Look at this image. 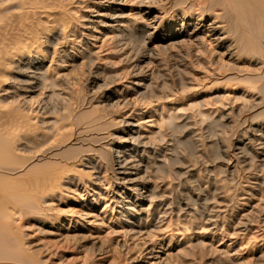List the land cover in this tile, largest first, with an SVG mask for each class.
<instances>
[{
    "label": "rangeland",
    "instance_id": "374dc122",
    "mask_svg": "<svg viewBox=\"0 0 264 264\" xmlns=\"http://www.w3.org/2000/svg\"><path fill=\"white\" fill-rule=\"evenodd\" d=\"M8 1L2 40L46 26L53 33L40 34L44 62L0 68V134L25 141H6L14 159L5 166L20 164L24 179L38 166H61L64 178L60 190L19 205L15 227L27 254L4 239L3 252L19 259L0 263L264 264V61L244 50L231 57L203 37L177 44L169 33L161 41L163 28L146 35L157 20L142 17L133 0L119 9L98 0ZM148 3L167 21L175 13L176 0ZM181 14L176 29L192 30L198 11L189 27ZM125 140L134 142L128 158L138 166L129 169L138 171L130 186L114 160Z\"/></svg>",
    "mask_w": 264,
    "mask_h": 264
},
{
    "label": "bare ground",
    "instance_id": "6f19581e",
    "mask_svg": "<svg viewBox=\"0 0 264 264\" xmlns=\"http://www.w3.org/2000/svg\"><path fill=\"white\" fill-rule=\"evenodd\" d=\"M4 1L6 0H0V21L4 23L5 19L7 20V16L5 15V11L6 10H10L13 6L10 5L8 6L6 9L3 8L2 4L4 3ZM8 1V0H7ZM10 1V0H9ZM8 1V3H9ZM51 1V0H50ZM96 1V0H95ZM124 0H98L96 1L97 5H99V7H112L113 9H119L122 6ZM134 2H138L139 5L141 6L140 9V15H142V17L144 18H148V17H152L155 20H157V23L155 25L149 24L146 26L147 29V33L146 35L152 34L158 30H161L162 28L165 30V35L163 36V38H161V41H166L167 40V35L170 34L171 36V40L173 42H177V44H179V42H183L185 40V36L190 37L194 40H201V38H205L204 41H206L207 39L209 40H213L216 42V44H218L221 47H226L227 51H229V53L231 54V57H233L234 55H236V53L239 50H244L242 51L245 52H251L252 54L257 56V60L258 62L264 61V0H176V7H175V13L173 16H171L170 20L167 21V18L165 15H163L162 13L155 11L154 7L149 4L148 2L151 0H133ZM58 2V1H55ZM7 3V2H6ZM28 3H30L28 1ZM111 3V4H110ZM162 4V3H161ZM51 5V4H50ZM82 5V4H81ZM83 6V5H82ZM18 9V8H17ZM22 9V8H21ZM19 10L18 14H13L15 16H19V13L22 14L20 11L23 10ZM108 9V8H107ZM217 9H220V12L215 13V16H213L212 18H208L209 15H211L214 11H216ZM14 10V8H13ZM26 11V10H25ZM75 11V10H74ZM198 11V18L197 20L194 22V27L192 28V30L186 31L184 29H176V27L174 26V17L177 16L178 14L180 15V13H182V25L184 26H190L192 25V16L193 14ZM16 9H15V13H16ZM13 13V11H12ZM33 13V12H32ZM101 13V12H100ZM103 13V12H102ZM6 14L8 15V13L6 12ZM11 14V13H9ZM25 14V13H24ZM105 14V12H104ZM12 15V14H11ZM10 15V16H11ZM27 15V14H26ZM33 17L34 15L31 14ZM45 15V14H44ZM48 15V14H47ZM99 15V14H98ZM8 15V17H10ZM21 16V15H20ZM24 16V15H22ZM21 16V17H22ZM28 16V15H27ZM114 16V15H113ZM12 17V16H11ZM10 17V20H12ZM14 17V16H13ZM26 17V16H24ZM23 17V18H24ZM17 18V17H15ZM15 18L13 19L14 21H17V19L15 20ZM47 18V17H46ZM53 18V16H51V19ZM22 19V18H21ZM28 19V18H26ZM30 19V18H29ZM77 19V18H76ZM20 20V18H19ZM18 20V21H19ZM44 20V19H43ZM79 20V19H78ZM9 21V20H8ZM23 21V20H22ZM91 21H94V19H91ZM143 21V20H142ZM47 22V21H46ZM72 22V20H71ZM145 22V21H144ZM5 23H7L5 21ZM9 23V22H8ZM12 23V21H11ZM17 24V23H16ZM15 24V25H16ZM23 24V23H22ZM29 24V23H28ZM64 24V23H63ZM67 24V22H66ZM71 24V23H69ZM3 25V24H2ZM11 25V24H10ZM120 25H126L125 22H121ZM5 26H7V24H5ZM13 26V25H12ZM21 26V25H20ZM44 26V25H43ZM57 26V25H56ZM63 26V25H62ZM65 26V25H64ZM10 27V26H9ZM27 27V26H26ZM161 27V28H160ZM29 28V27H28ZM42 28V27H41ZM52 28V27H51ZM69 28V27H68ZM15 29V28H14ZM27 29V28H26ZM2 30V29H1ZM33 30V29H32ZM35 30V29H34ZM58 30V29H57ZM62 31V29H60ZM10 31V30H9ZM13 31V30H12ZM25 31V30H24ZM30 32V30L26 31ZM52 30L48 29L47 26L43 29V31H41L42 35L44 34V36H49L51 34ZM60 32V31H59ZM25 33V34H26ZM41 33H38L35 31V33L32 31V34L30 32V34L28 33L27 36H25V38H20L18 42H13L11 41V43L9 42L11 39H13L14 37H12L11 39L7 41L6 39L2 40L1 39V45L0 46H5L4 42H6V47L5 48H1L0 52L2 53L1 55H3L0 59V68H4L7 67V65L9 64H13L16 63V61L18 60L23 61V60H28L29 58L35 57L39 62L38 63H42L45 61L46 57H44V52H42L41 49V45H40V37H41ZM53 33V32H52ZM74 33V32H73ZM2 34V33H1ZM24 34V35H25ZM1 36V35H0ZM6 36V35H5ZM4 37V36H2ZM9 37V36H6ZM10 38V37H9ZM202 38V39H203ZM43 39V38H42ZM188 39V38H186ZM44 40V39H43ZM4 41V42H3ZM212 41V42H213ZM199 42V41H198ZM16 43H18V45H15ZM206 43V42H205ZM14 44V46H13ZM47 44V43H46ZM203 44V43H202ZM161 45V44H160ZM127 47V46H126ZM155 47V46H154ZM190 47V46H188ZM184 49V48H183ZM214 49V48H213ZM3 50V51H2ZM44 50V49H43ZM213 51V50H212ZM200 53V52H199ZM218 53V52H217ZM227 53V52H226ZM240 53V52H239ZM239 53H237L239 55ZM241 53V55H242ZM246 53V52H245ZM224 54V53H223ZM225 55V54H224ZM250 55V54H249ZM253 56V57H256ZM243 57V56H242ZM54 58V57H53ZM35 59V60H36ZM163 59V57H162ZM255 59V58H254ZM234 61V60H233ZM257 62V63H258ZM31 64V63H30ZM233 64V63H232ZM262 65L264 63H261ZM50 65V64H49ZM260 65V67L262 66ZM11 66V65H10ZM12 67V66H11ZM36 67V66H35ZM163 68V67H162ZM236 68V67H235ZM8 69V68H7ZM30 69V68H29ZM262 69V68H261ZM214 70V69H213ZM31 71V70H30ZM35 71V70H34ZM5 72V71H4ZM26 72V70H25ZM254 72V71H253ZM35 73V72H34ZM33 73V75H34ZM216 73V72H215ZM220 73V72H219ZM32 75V74H31ZM48 75V74H47ZM1 76V75H0ZM35 76V75H34ZM247 77V76H246ZM255 77V76H254ZM258 77V76H257ZM264 77V75H263ZM35 78V77H34ZM45 78V77H44ZM244 78V77H243ZM253 78V77H252ZM261 78V77H258ZM257 79V78H256ZM6 80V79H5ZM8 80V79H7ZM237 81V79H236ZM32 82V81H31ZM240 82V81H239ZM3 83V82H2ZM24 83V82H23ZM28 83V82H27ZM30 83V81H29ZM48 83V82H47ZM249 83V82H248ZM31 84V83H30ZM253 84V83H252ZM259 84V83H258ZM2 85V84H1ZM251 85V84H250ZM264 86V85H263ZM33 87V86H32ZM44 87V86H43ZM253 86H250V88ZM255 88V87H254ZM259 88V87H258ZM251 90V89H250ZM253 90V88H252ZM258 92V91H257ZM22 100V99H21ZM27 100V99H26ZM261 101V100H260ZM22 103V102H21ZM259 105V104H258ZM2 109V107L0 106V110ZM3 109H5V107H3ZM2 109V110H3ZM2 112H0L1 114ZM12 113V112H11ZM3 115V114H2ZM8 115V114H7ZM6 115V116H7ZM12 115V114H11ZM26 116V115H25ZM16 118V117H15ZM20 118V117H19ZM21 118H23V116L21 115ZM20 118V119H21ZM33 120V119H32ZM20 121V120H19ZM23 121V120H22ZM29 121V120H28ZM27 121V122H28ZM34 121V120H33ZM262 121V120H261ZM25 121V123H27ZM46 122V121H45ZM134 122V121H133ZM142 122V121H141ZM23 123V122H22ZM21 123V124H22ZM95 123V122H94ZM3 124V123H2ZM32 124V123H31ZM132 124V123H131ZM134 126H137V124H133ZM17 125H15L14 127H16ZM19 126V125H18ZM4 127V125H3ZM33 127V126H32ZM19 128V127H18ZM16 128V129H18ZM32 129V128H31ZM259 129V128H258ZM5 130V128H4ZM14 129H12L13 131ZM19 130V129H18ZM28 130V129H27ZM26 130V131H27ZM30 130V128H29ZM28 130V132H29ZM139 130V129H138ZM3 131V128H2ZM17 131V130H15ZM14 131V132H15ZM137 131V130H136ZM263 131V130H262ZM6 132V131H5ZM13 132V133H14ZM19 132V131H18ZM4 133V132H3ZM26 133V132H25ZM262 133V132H261ZM19 134V133H18ZM140 134V133H139ZM138 134V135H139ZM24 135V134H23ZM26 135V134H25ZM28 135V134H27ZM32 135V134H31ZM260 135V133H259ZM263 135V134H262ZM132 136V135H131ZM143 136V135H142ZM261 136V135H260ZM264 136V135H263ZM262 136V137H263ZM23 137V136H22ZM20 137L19 135H17V133L12 134V132L10 134H0V262L3 259H11L12 258H18V257H11L14 256L15 254H13L14 252L10 253L8 250L6 252H3L2 246H4V244H8L9 242H7L4 239H11L13 238V240L11 239L12 242H14L15 240H17L16 242H14L16 245V243L18 241H20L19 243H21V247L23 249V253L27 254L28 249L24 246V243H22V235H19V226L15 227L17 225H15L17 223L16 221V213L17 212H21V208L27 203H24L25 201L30 202L33 204V202H38L42 197V195H48L51 194L53 191L57 190L60 185H59V181L60 179L64 178L63 177V170H60L58 166V168H50V167H39L40 170H38L37 173H30L29 171L32 168H29L30 170L27 171L29 175V177L27 178H21V175H23L24 173L20 172V176L17 174V170L19 165H17V170L14 167H6V161H10L12 154L11 150L9 149V147L7 146L6 141H9L10 143H13L16 147H18L19 145L21 146L25 141H23V138ZM141 138V137H140ZM144 138V137H143ZM128 139V138H127ZM25 140V139H24ZM130 140V138H129ZM138 140V138H137ZM126 144L125 147L122 149H117L118 153L115 156V163L117 165V178L120 180V183L130 186L132 184L137 183V177H134L131 175V173H138V171L136 172H130L129 169L132 168H137L138 166L136 164L132 165V161L133 159L128 158V156L133 155L135 147H133L131 145V141L125 140ZM50 143V142H49ZM48 143V144H49ZM66 143V142H65ZM134 143V142H133ZM132 143V144H133ZM140 143V142H139ZM260 143V142H259ZM264 143V142H262ZM55 144V143H54ZM138 144V142L136 143ZM12 145V144H11ZM62 145V144H61ZM60 145V146H61ZM14 146V147H15ZM47 146V145H46ZM49 146V145H48ZM54 146V145H53ZM52 146V147H53ZM56 146V145H55ZM262 147V146H261ZM56 148V147H55ZM54 148V149H55ZM264 150V146L262 147ZM20 149V148H19ZM51 150V149H49ZM48 150V151H49ZM13 152V150H12ZM21 152V151H20ZM43 152V151H42ZM17 153H18V149H17ZM45 153V152H44ZM250 153V152H249ZM39 154V153H38ZM56 154V153H55ZM14 155V154H13ZM20 155V154H19ZM58 155V154H57ZM135 156V155H133ZM18 158V157H17ZM30 158V157H29ZM12 159H14V157H12ZM11 159V160H12ZM19 159V158H18ZM33 159V158H32ZM57 159V158H56ZM88 159V158H87ZM21 160V159H20ZM19 160V161H20ZM25 160V159H24ZM31 159H29L30 162ZM83 160V157H82ZM26 161V160H25ZM5 162V164H3ZM13 162V161H12ZM10 162V163H12ZM58 162V161H57ZM24 163V162H23ZM28 163V162H27ZM136 163V162H135ZM74 164V163H73ZM77 164V163H76ZM12 165H14L12 163ZM27 165V164H26ZM42 165V163H41ZM238 165V164H237ZM10 166V165H9ZM25 166V165H24ZM21 167L23 168V166L21 165ZM28 169V168H27ZM26 169V170H27ZM20 170V168H19ZM21 171V170H20ZM32 171V170H31ZM30 171V172H31ZM98 171V170H97ZM65 172V171H64ZM66 173V172H65ZM26 174V173H25ZM100 174V173H99ZM98 172H96L95 174V178H99ZM67 176V175H66ZM243 177V176H242ZM244 179V178H242ZM260 182V181H259ZM258 181H256L255 183H259ZM133 187V186H132ZM138 188V187H137ZM61 188H59L60 190ZM56 194V193H55ZM41 195V197H39ZM54 195V194H53ZM138 195L139 197L136 198L137 200H144L146 198V194L144 193V191H138ZM43 196V197H44ZM230 196V195H229ZM46 197V196H45ZM44 197V198H45ZM49 197V196H48ZM39 199V200H38ZM132 199V198H131ZM136 200V201H137ZM24 203L22 204L21 203ZM36 204V203H35ZM131 204H135V206H137L136 202H132ZM22 206L21 208L19 207ZM28 205V204H27ZM41 205V204H40ZM256 205V204H255ZM34 206V205H33ZM32 206V207H33ZM253 206V205H252ZM40 207V206H39ZM123 207H127V208H134V206L131 205H123ZM264 207V206H263ZM38 208V207H37ZM24 209V207L22 208ZM30 209V208H29ZM31 209H35V208H31ZM39 209V208H38ZM264 209V208H263ZM41 210V209H40ZM38 211V210H37ZM16 221V223H15ZM243 221V220H242ZM242 221L240 220V222L242 223ZM248 221V220H247ZM250 223V222H249ZM245 226V229L248 227V222H243ZM139 229L138 231H142L145 227V223L139 224ZM238 227V226H237ZM242 228V227H241ZM17 229V230H16ZM241 230V229H240ZM20 233V232H19ZM232 235V234H231ZM263 237V236H262ZM261 237V238H262ZM259 238V237H258ZM257 238V239H258ZM15 239V240H14ZM5 242V243H4ZM24 242V240H23ZM18 243V245H19ZM6 244V245H7ZM5 247L7 248L8 246ZM13 248V247H11ZM5 249V248H4ZM8 249V248H7ZM10 250V249H9ZM12 251V250H11ZM30 252V251H29ZM28 252V255H29ZM13 254V255H10ZM24 254V256H25ZM32 254V253H31ZM30 254V255H31ZM17 255V254H16ZM29 255V256H30ZM27 256V255H26ZM27 258L29 259V257L27 256ZM19 259V258H18ZM17 260V259H16ZM4 261V260H3ZM6 261V260H5ZM39 261V260H37ZM16 262V261H15ZM11 263V262H10ZM3 264V263H0ZM13 264V263H11ZM35 264H36V260H35Z\"/></svg>",
    "mask_w": 264,
    "mask_h": 264
}]
</instances>
